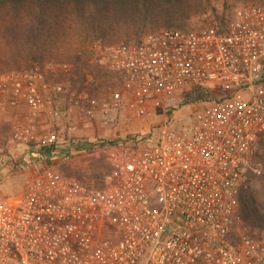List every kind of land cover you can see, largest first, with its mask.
Here are the masks:
<instances>
[{
	"label": "built area",
	"instance_id": "obj_1",
	"mask_svg": "<svg viewBox=\"0 0 264 264\" xmlns=\"http://www.w3.org/2000/svg\"><path fill=\"white\" fill-rule=\"evenodd\" d=\"M106 54L118 75L112 103L143 116L199 94L188 106L199 109L187 125L156 129L152 146L94 147L112 166L100 187L53 165L20 197H0V264H264V237L234 231L241 189L262 173L264 5L236 9L224 27L172 28ZM63 92L37 67L0 74V102L23 112L11 139L34 142L43 119H59Z\"/></svg>",
	"mask_w": 264,
	"mask_h": 264
},
{
	"label": "rangeland",
	"instance_id": "obj_2",
	"mask_svg": "<svg viewBox=\"0 0 264 264\" xmlns=\"http://www.w3.org/2000/svg\"><path fill=\"white\" fill-rule=\"evenodd\" d=\"M203 6H195L185 21V30L200 31L211 27H224L233 18L234 11L247 5H264V0H210ZM182 26V23L179 24ZM169 28H175L171 26ZM163 30L147 26L138 35L122 31L111 33L102 41L96 33L77 42V51L70 45L53 50L52 57L43 63H22L19 67L0 69V74H9L35 67L41 69L48 81L63 87L58 96L59 119H43L37 139L30 143L34 148L55 145L56 156L52 161L36 160L29 155V148L11 139L12 127L22 121L23 112L9 110L0 102V197L11 200L20 197L26 185L46 166H55L63 174L81 179L87 184L100 187L112 172L106 154H94L91 146L98 141H117L119 145L140 143L152 146L157 139L156 129L167 121L181 127L199 108L188 107L187 94L172 100L155 103L143 116H136L128 108L112 103L110 95L117 90L118 75L111 69L107 48L123 43H134L147 35ZM168 30V28H167ZM129 33V34H128ZM78 55L87 62L85 76L75 72L79 66L74 57ZM50 59V60H49ZM74 141H82L85 150L72 148ZM90 145V146H89ZM27 161V162H25ZM258 162L261 175L252 178L254 199L264 209V144L259 147ZM21 166L23 168H21ZM29 176V177H28ZM234 231L255 238L264 237V231L253 230L239 216Z\"/></svg>",
	"mask_w": 264,
	"mask_h": 264
},
{
	"label": "trees",
	"instance_id": "obj_3",
	"mask_svg": "<svg viewBox=\"0 0 264 264\" xmlns=\"http://www.w3.org/2000/svg\"><path fill=\"white\" fill-rule=\"evenodd\" d=\"M204 1L210 5V0H0V69L22 63L42 64L53 56V50L64 45L76 52L77 42L90 33L104 41L109 34L122 31L138 35L147 26L154 31L172 29L171 26L185 30L186 18ZM74 59L79 65L75 72L85 76L82 71L87 62L78 55ZM200 100L199 94H187L188 106ZM119 144L98 141L91 146ZM263 144L264 137L260 147ZM25 147L36 160L52 161L57 152L55 145L34 148L29 143ZM239 202L241 220L253 230L264 231V209L254 199L252 178L241 189Z\"/></svg>",
	"mask_w": 264,
	"mask_h": 264
},
{
	"label": "crops",
	"instance_id": "obj_4",
	"mask_svg": "<svg viewBox=\"0 0 264 264\" xmlns=\"http://www.w3.org/2000/svg\"><path fill=\"white\" fill-rule=\"evenodd\" d=\"M16 112H18V111H16ZM29 176H30V177H29ZM29 176H28V177L32 180V178H33L32 174H31V175L29 174Z\"/></svg>",
	"mask_w": 264,
	"mask_h": 264
}]
</instances>
